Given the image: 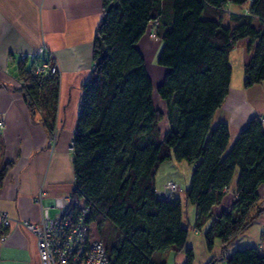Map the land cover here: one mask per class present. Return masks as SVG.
<instances>
[{"label":"trees","instance_id":"16d2710c","mask_svg":"<svg viewBox=\"0 0 264 264\" xmlns=\"http://www.w3.org/2000/svg\"><path fill=\"white\" fill-rule=\"evenodd\" d=\"M230 6H246V12L232 13ZM149 25L161 42L157 64L167 70L155 89L164 113L153 104V84L137 49ZM244 39L251 53L243 70L247 89L264 83V0H102L94 64L82 86L72 140L68 213L78 203L89 209L87 222L109 264H164L154 254L166 250L184 251V264H193L181 202L165 200L155 185L159 166L170 160L191 169L185 199L195 208L193 229L209 250L219 241L226 252L255 220L257 189L264 184L261 119H250L231 147L227 124H212L230 89V55ZM36 64L18 58L16 77L30 109L40 112L51 133L58 77L36 75ZM236 170L235 201L228 212L213 216ZM4 175L0 170V184ZM225 263L264 264V251L236 250Z\"/></svg>","mask_w":264,"mask_h":264},{"label":"crops","instance_id":"0c3cea01","mask_svg":"<svg viewBox=\"0 0 264 264\" xmlns=\"http://www.w3.org/2000/svg\"><path fill=\"white\" fill-rule=\"evenodd\" d=\"M228 8L232 13L246 12V6L243 12L236 11L234 6ZM101 17L102 0H0V170L5 169L0 184V215L10 222L3 226L0 218V238L6 234L5 241L0 242V264H40L36 239L20 222H39L40 208L35 198L40 189L43 205L49 207L51 218L60 214L53 205L54 199L70 195L73 189L71 145L82 86L94 64V37ZM223 19L226 23L227 18ZM150 31L151 25L137 49L155 89L154 85L160 83L167 70L154 64L161 44L159 39L150 37ZM43 45L45 56L53 60L59 71L53 120L57 137L52 148L42 116L30 109L16 77L18 58L34 54ZM250 57L247 40L237 42L230 55V89L212 122L213 126L220 122L227 124L228 147L250 119L260 118L264 129V83L247 89L243 86V70ZM152 101L157 110L165 112V105L155 91ZM161 124L160 129L165 132L166 121ZM237 180L238 170L221 202L212 209L213 216L230 210L235 201ZM184 191L177 192L173 198L180 200L183 224L189 226L186 248L193 252V264H208L213 259L216 264H226V257L248 247L264 251V184L257 189L255 220L229 244L226 252L219 241L209 250L203 234L194 231L195 208L187 203ZM159 253L160 258L156 253L154 258L164 264H184L186 260L184 251Z\"/></svg>","mask_w":264,"mask_h":264},{"label":"built area","instance_id":"2783aa9c","mask_svg":"<svg viewBox=\"0 0 264 264\" xmlns=\"http://www.w3.org/2000/svg\"><path fill=\"white\" fill-rule=\"evenodd\" d=\"M151 38H156L154 32ZM45 46H41L30 56L21 55L22 61L36 59L35 74L42 78L57 75V67L51 58L45 56ZM48 60V61H46ZM2 124H0V129ZM56 139L54 130L49 137V145L52 148ZM179 190L174 182H168L163 186L160 195L165 200L174 197ZM40 208V220L37 224L20 222V224L36 239V249L40 264H109L108 255L103 242L92 235V225L87 222L89 209L84 205H78L75 212L70 215L68 209L72 204L70 195L55 198L53 205L60 210L57 217L51 218L48 213L49 207L43 205L42 189L35 198ZM3 226L10 224L4 216H1ZM19 224V222H18ZM6 234L0 238L3 243Z\"/></svg>","mask_w":264,"mask_h":264},{"label":"rangeland","instance_id":"374dc122","mask_svg":"<svg viewBox=\"0 0 264 264\" xmlns=\"http://www.w3.org/2000/svg\"><path fill=\"white\" fill-rule=\"evenodd\" d=\"M234 9H236V11L243 12L244 7H234ZM159 43L161 44V42H159ZM160 50H161V48H160ZM160 50L157 51V56L155 57L154 64L159 68H163L157 64ZM163 75H165V74H163ZM56 76L59 77L58 69H57V75ZM162 78H164V76H162ZM162 78L160 80V83L163 80ZM160 83L154 85L155 89L160 85ZM155 89H154V91H155ZM36 112H38L40 114V112L38 110ZM160 112L164 113V111H160ZM160 125H162V124H160ZM54 132H55V134H57L56 131H54ZM50 135H51V133L49 134V137H50ZM56 137H57V135H56ZM55 141H56V139H55ZM71 147H72V145H71ZM190 179H191V169L185 162H183V161L178 162L175 160H170V161H167L165 163H162L159 166V168L155 174V185H156L157 191L161 192V189L163 188L162 185H164L168 181H172L177 186H179V190L176 191V193H177V192H181L185 189V187L189 183ZM78 205H80V204L78 203ZM194 231H196V230L194 229ZM92 235L94 237H98V235L96 234V229L93 226H92ZM160 254L161 253H156V257L160 258Z\"/></svg>","mask_w":264,"mask_h":264}]
</instances>
